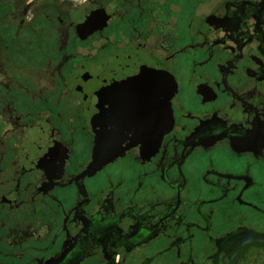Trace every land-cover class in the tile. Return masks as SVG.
Instances as JSON below:
<instances>
[{
	"label": "flooded vegetation",
	"instance_id": "af4514ba",
	"mask_svg": "<svg viewBox=\"0 0 264 264\" xmlns=\"http://www.w3.org/2000/svg\"><path fill=\"white\" fill-rule=\"evenodd\" d=\"M0 264H264V0H0Z\"/></svg>",
	"mask_w": 264,
	"mask_h": 264
},
{
	"label": "water",
	"instance_id": "95a60500",
	"mask_svg": "<svg viewBox=\"0 0 264 264\" xmlns=\"http://www.w3.org/2000/svg\"><path fill=\"white\" fill-rule=\"evenodd\" d=\"M98 141H99V138H98Z\"/></svg>",
	"mask_w": 264,
	"mask_h": 264
}]
</instances>
